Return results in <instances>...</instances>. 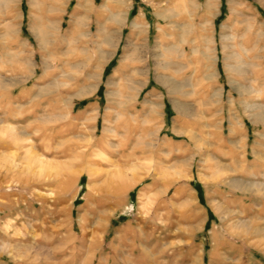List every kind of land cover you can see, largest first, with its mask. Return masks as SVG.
Segmentation results:
<instances>
[{
  "label": "rangeland",
  "instance_id": "1",
  "mask_svg": "<svg viewBox=\"0 0 264 264\" xmlns=\"http://www.w3.org/2000/svg\"><path fill=\"white\" fill-rule=\"evenodd\" d=\"M227 109L264 153V0H0V264L203 235Z\"/></svg>",
  "mask_w": 264,
  "mask_h": 264
},
{
  "label": "crops",
  "instance_id": "2",
  "mask_svg": "<svg viewBox=\"0 0 264 264\" xmlns=\"http://www.w3.org/2000/svg\"><path fill=\"white\" fill-rule=\"evenodd\" d=\"M163 100L166 107L173 105ZM220 115L230 127L224 141L227 145L218 147L212 157L214 175L193 187L199 196L194 202L196 210L199 217H204V234L169 238L166 247L152 253L151 261L139 255L129 257L123 251L113 256L112 250L105 248L104 264H264V153L255 150L256 134L246 122L241 126L233 110H222L217 116ZM241 141L245 150L225 148ZM51 166L58 173L65 167L56 163ZM185 188L179 187L177 194L182 196ZM184 217L193 216L185 213ZM33 253L31 264L49 260L46 250L37 248Z\"/></svg>",
  "mask_w": 264,
  "mask_h": 264
},
{
  "label": "bare ground",
  "instance_id": "3",
  "mask_svg": "<svg viewBox=\"0 0 264 264\" xmlns=\"http://www.w3.org/2000/svg\"><path fill=\"white\" fill-rule=\"evenodd\" d=\"M116 17V16H115ZM108 19V18H107ZM117 19V18H116ZM110 21V20H109ZM113 21H115V20H113ZM99 22V21H98ZM100 25V24H99ZM51 27L49 26V25H45L44 27H42L41 29H40V38H41V43L43 44V45H46V44H48V40L51 38V36L53 37V36H55V34L54 33H51L50 31H48V29H50ZM99 29V28H98ZM101 31H103V30H101ZM77 32H78V28H75V29H73V30H71V31H69V33L70 34H77ZM101 33V32H100ZM103 34V33H102ZM57 35V34H56ZM56 37V36H55ZM105 37V36H104ZM108 37L109 36H107V40L105 41V42H107V43H110V39H108ZM112 39V38H111ZM102 56H103V54H102ZM31 155V154H30ZM45 162V161H44ZM51 165V164H50ZM50 165H48V166H50ZM46 167V169L47 170H49L48 168L49 167ZM50 168H51V170H53V168L50 166Z\"/></svg>",
  "mask_w": 264,
  "mask_h": 264
}]
</instances>
